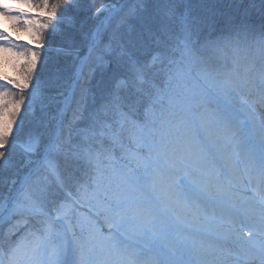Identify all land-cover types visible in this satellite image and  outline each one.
<instances>
[{
  "label": "snow or ice",
  "instance_id": "6c2138e0",
  "mask_svg": "<svg viewBox=\"0 0 264 264\" xmlns=\"http://www.w3.org/2000/svg\"><path fill=\"white\" fill-rule=\"evenodd\" d=\"M261 4L0 0V264H264Z\"/></svg>",
  "mask_w": 264,
  "mask_h": 264
},
{
  "label": "rangeland",
  "instance_id": "374dc122",
  "mask_svg": "<svg viewBox=\"0 0 264 264\" xmlns=\"http://www.w3.org/2000/svg\"><path fill=\"white\" fill-rule=\"evenodd\" d=\"M99 1H101L100 4L103 3V0H92L93 3H97ZM200 1L201 0H145V11L142 13L143 22L134 20L131 22V25L127 29H125V34L123 37L125 48L128 51L132 52L134 55H139L143 51L142 44L151 46L152 41L157 36H159V27L161 22H167V18L163 17V9H165L169 5H174L177 12H182L186 8L190 9L191 15L195 17L206 16L212 12H215L218 17L220 14L236 15L239 11H242L244 8H249L250 6H252L250 10L251 14L253 15L254 7L259 11L262 8L259 7L262 6V4H258L259 6L256 5V2H261V0H202V3L196 5V3ZM100 4L98 6L102 7V5ZM157 9H160L161 11L158 12ZM148 16H150L149 20ZM0 25H3L5 28L8 27L2 17H0ZM128 32H133L132 34L137 33L138 35L135 34L137 35L136 38L139 39L141 44H137L135 47L127 46L125 43V39ZM9 35H13V33L9 32ZM13 39H16L15 35H13ZM137 48L142 49V51L139 50L140 52H137ZM244 55L245 53L241 51L239 53V58L243 59ZM2 63L3 61L2 59H0V64ZM103 71L104 69H102V72ZM46 116L47 114L38 113L35 119L46 118Z\"/></svg>",
  "mask_w": 264,
  "mask_h": 264
},
{
  "label": "trees",
  "instance_id": "16d2710c",
  "mask_svg": "<svg viewBox=\"0 0 264 264\" xmlns=\"http://www.w3.org/2000/svg\"><path fill=\"white\" fill-rule=\"evenodd\" d=\"M205 1V0H204ZM101 3V1H99V2H97V3H95V4H100ZM199 3H202V0L200 1V2H198V3H196V5H198ZM205 6V5H204ZM203 7V6H202ZM199 8V7H198ZM151 16V15H150ZM150 16H148V20H149V18H150ZM87 26V25H86ZM85 26V27H86ZM133 32H128L127 33V37H126V39H125V43H126V45L127 46H129V47H135L137 44H141V42L139 41V39L138 38H136L137 37V33H134V34H132ZM135 34H137V35H135ZM139 50H141L142 51V49H140V48H137L136 49V51L137 52H140ZM109 66L110 67H108V68H103L104 69V71L102 72V70H100V71H98L97 72V74H96V79L93 81V91L94 92H97L98 93V91L99 90H102V89H104L105 87H106V84H107V80H108V77H109V75L110 74H112V73H114V72H117V71H119L117 68H116V66H115V63H111V64H109ZM69 116H70V114H69Z\"/></svg>",
  "mask_w": 264,
  "mask_h": 264
},
{
  "label": "bare ground",
  "instance_id": "6f19581e",
  "mask_svg": "<svg viewBox=\"0 0 264 264\" xmlns=\"http://www.w3.org/2000/svg\"><path fill=\"white\" fill-rule=\"evenodd\" d=\"M258 4H261V2H256V5H258ZM259 6V5H258ZM259 7H262V6H259Z\"/></svg>",
  "mask_w": 264,
  "mask_h": 264
}]
</instances>
